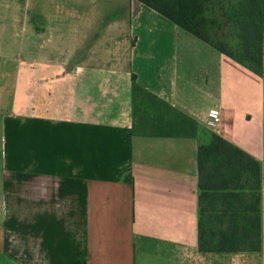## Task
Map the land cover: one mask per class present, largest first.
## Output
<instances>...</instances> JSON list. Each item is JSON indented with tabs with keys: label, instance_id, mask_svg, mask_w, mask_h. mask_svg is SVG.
<instances>
[{
	"label": "crops",
	"instance_id": "obj_1",
	"mask_svg": "<svg viewBox=\"0 0 264 264\" xmlns=\"http://www.w3.org/2000/svg\"><path fill=\"white\" fill-rule=\"evenodd\" d=\"M0 117V264H264V74L140 1L0 0ZM214 135L262 166L261 252L199 250Z\"/></svg>",
	"mask_w": 264,
	"mask_h": 264
},
{
	"label": "trees",
	"instance_id": "obj_2",
	"mask_svg": "<svg viewBox=\"0 0 264 264\" xmlns=\"http://www.w3.org/2000/svg\"><path fill=\"white\" fill-rule=\"evenodd\" d=\"M255 75L264 74V0H138ZM2 133L0 117V202ZM199 250H262V166L214 135L198 151Z\"/></svg>",
	"mask_w": 264,
	"mask_h": 264
},
{
	"label": "built area",
	"instance_id": "obj_3",
	"mask_svg": "<svg viewBox=\"0 0 264 264\" xmlns=\"http://www.w3.org/2000/svg\"><path fill=\"white\" fill-rule=\"evenodd\" d=\"M210 124L211 125H219L221 124V115L218 111H211L209 113Z\"/></svg>",
	"mask_w": 264,
	"mask_h": 264
}]
</instances>
